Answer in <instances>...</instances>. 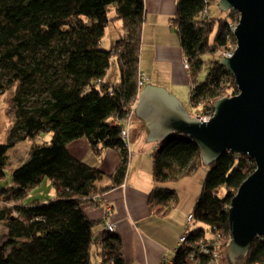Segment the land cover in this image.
I'll return each instance as SVG.
<instances>
[{
    "label": "trees",
    "instance_id": "1",
    "mask_svg": "<svg viewBox=\"0 0 264 264\" xmlns=\"http://www.w3.org/2000/svg\"><path fill=\"white\" fill-rule=\"evenodd\" d=\"M219 0H179L171 27L191 64L193 112L214 110L222 98L237 96L234 77L221 60L229 44H237L230 24L240 16L233 12L212 17ZM115 13L111 17L113 10ZM208 10L206 19L200 18ZM122 23V36L112 49L103 46L105 30ZM145 0H0V96H7L11 123L5 145H0V179L5 178L9 152L17 144L36 141L51 133V143L34 144L29 161L13 171L8 189H0V264H129L123 238L107 229L94 235L98 222L83 210L103 205L100 197L127 180L130 153L121 138V125L139 95V60ZM117 57L121 80L106 81L113 57ZM210 64L204 81L198 75ZM101 81V83H99ZM86 138L100 155L112 149L120 156L116 171L107 178L73 157L70 145ZM154 189L148 205L154 216L166 218L176 208L177 192L163 187L195 174L204 164L198 145L174 134L152 152ZM209 171L194 222L183 236L187 243L177 250L172 264H207L212 256L201 254L198 242L216 232L230 237V205L244 181L256 169L245 155L224 154ZM48 179L55 198L46 203L23 204L30 191ZM189 215V216H190ZM207 226L193 227L194 223ZM210 234V235H209ZM221 264H231L226 249ZM163 263V262H162ZM243 264H264V239L257 238Z\"/></svg>",
    "mask_w": 264,
    "mask_h": 264
},
{
    "label": "water",
    "instance_id": "2",
    "mask_svg": "<svg viewBox=\"0 0 264 264\" xmlns=\"http://www.w3.org/2000/svg\"><path fill=\"white\" fill-rule=\"evenodd\" d=\"M218 6L222 13L240 16L234 55L221 60L235 79L237 96L219 99L204 122L164 89L146 86L136 113L147 122V142L161 144L174 134L187 137L198 145L206 167L231 152L256 162L229 211L228 257L231 264H242L256 239H264V0H219Z\"/></svg>",
    "mask_w": 264,
    "mask_h": 264
},
{
    "label": "crops",
    "instance_id": "3",
    "mask_svg": "<svg viewBox=\"0 0 264 264\" xmlns=\"http://www.w3.org/2000/svg\"><path fill=\"white\" fill-rule=\"evenodd\" d=\"M178 1L145 0L146 24L142 30L143 45L139 63L140 73L145 76V84L144 88L139 91V95L147 88L146 86H151L164 89L180 101L181 98H184L183 93L186 94L189 86H192L191 75L184 68L185 53L181 48V41L179 37L175 36L171 27V18L177 13ZM102 44L106 47V44L103 42ZM107 76H109V71ZM107 76L106 81L108 80ZM120 80V70H117L115 77H112V80L110 78L109 81L116 84ZM138 104L139 99L135 103L133 121L134 118H137L143 123L139 130H135L133 124L135 122L132 121L129 129L128 149L131 159L126 183L120 188L109 189L102 195L100 201L103 202V205L99 208L89 204V208L84 212L92 220L98 222V229L94 235L104 230L105 225H115L117 233L123 238L125 257L129 264H162L163 260H168V256H171V261L173 260V252L178 246L175 249L172 247L178 243V237L180 236V239L185 234L182 232L185 224L176 227L174 239L169 238L167 233V242L161 243L162 245L157 244V241L152 237L150 227L160 217L154 216L148 205V195L154 189L151 177V154L161 144L147 142L150 132L147 122L137 116ZM194 114L192 111L190 115L193 117ZM69 147L73 157L91 167L99 168L107 178L101 182V186H109L111 181L108 178L116 171L120 162L117 152L107 149L100 155H95L86 138L74 141ZM133 148L139 151H132ZM90 151L97 157L93 163H89L85 158V155H88ZM106 209H111V212L107 213ZM187 221L189 220L187 219Z\"/></svg>",
    "mask_w": 264,
    "mask_h": 264
},
{
    "label": "rangeland",
    "instance_id": "4",
    "mask_svg": "<svg viewBox=\"0 0 264 264\" xmlns=\"http://www.w3.org/2000/svg\"><path fill=\"white\" fill-rule=\"evenodd\" d=\"M114 13H115V10H113L110 16L113 17ZM211 15L212 17L222 16L219 6L215 3L212 5ZM121 25L122 24L119 21L113 22L105 30L104 32L105 34L103 36V43L106 44L107 49L109 50L112 49L115 45L114 43L121 38L123 34ZM173 31H174L175 36L178 37L176 31L174 29ZM208 61H209V57L206 56L204 58L205 66L203 70L199 73V75L197 76L198 81L202 82L205 80V77L207 74L206 73L207 68L210 64V62ZM139 63H140V60H139ZM110 66L111 67L109 70V76H107L108 78L107 81H109L110 78L112 80V77H115V73L117 72V70H119L116 56L112 58ZM191 92H192V86H189L187 93L186 94L183 93L184 98L180 99L181 103L183 104V107H185L189 111L190 114L193 111V108H191V97H190ZM7 96L8 95L4 97L0 96V145L6 144L7 139H8L7 135H8V131L10 128L9 126L11 123V119L9 116H7V113H6L8 109V105H6ZM133 122H135L133 123L135 130H139L140 125L143 123L141 120H138L137 118H134ZM51 139H52L51 133H42L39 135L36 141H28V142L17 144V146L13 148L8 154L10 162L5 171L6 172L5 178L0 179V189L1 188L8 189V187L13 185L12 183L13 171L18 169V167L22 166L23 164L29 161V154L31 151V147L34 144L48 145L51 143ZM132 151H139V150L133 148ZM85 158L86 160H88L89 163L91 162L93 163L94 160H97V157L93 155L92 151H90L88 155H85ZM137 158H140V157H137ZM208 171H209V168L204 165L200 169H198V171L195 174H193L190 177H187V179L181 182H178L176 184L167 183L165 184V186H163L164 188L167 187V188H171L175 190L177 192L179 202L176 208L174 209V211L170 215L166 216V218L157 219V221H155V224H153L150 227L151 233L153 234L152 237L155 241H157L156 242L157 244L160 245L161 243L164 244L165 242H167V239H168L167 233L169 235V238L172 237L174 239L176 237V232H175L176 227L178 228V226L181 224H185L182 232L185 233L186 230L188 232L189 226L187 225V222H188L187 219H188L189 214L193 213L194 211L193 208L195 207L196 203L199 201V198H200L199 196L202 192L203 183L205 181V178L207 177ZM55 196H56V192L54 191L52 182L49 181L48 179H45L43 183L41 184V186L32 189L29 195L25 199H23L21 202L23 204H31L33 202L46 203L50 200H53ZM88 208H89V204L83 206V210L85 211H87ZM201 225H204V224L201 222L200 223L195 222L193 227L194 228L201 227ZM204 226H207V225L205 224ZM5 229L6 228L2 224H0V236L4 235L5 232H7V229L6 230ZM97 229L98 227H95L94 232L97 231ZM179 237H178V240H179ZM177 244L172 248L175 249L178 246ZM92 258H93L94 264H99L100 259L98 258L96 249H94L93 251ZM168 260L171 261V256H168Z\"/></svg>",
    "mask_w": 264,
    "mask_h": 264
},
{
    "label": "built area",
    "instance_id": "5",
    "mask_svg": "<svg viewBox=\"0 0 264 264\" xmlns=\"http://www.w3.org/2000/svg\"><path fill=\"white\" fill-rule=\"evenodd\" d=\"M210 0H206V3H209ZM208 15V10H204L203 13L201 14L200 18L202 19H206ZM237 24H230L229 27H231V29L233 30V33L236 31L237 29ZM236 46L229 44L226 51L223 54V58H230L234 55ZM184 68L185 70L190 74L191 72V64L188 61V58L185 56L184 58ZM191 75V74H190ZM139 79H138V88L139 91L144 88V84H145V76H143L142 73H140L139 71ZM99 83H101V81H99ZM135 104L131 106L130 112L128 113V116L122 120V121H117L118 125H121V138L123 140V142H125V144H127L128 147V143H129V139H130V133H129V129L131 127V124L133 123V117L135 114ZM215 110L213 111H208L206 114L203 112H197L193 115V117L196 119H199L201 121L207 122L209 119H211V117L214 115ZM107 213L111 212V209H106ZM188 225H192L194 220V217L192 215H190L188 217ZM115 225L111 224V225H107V229L111 232L115 229ZM187 240L185 236H182L179 239V245L178 247L175 249V251L173 252V255L175 256L177 250L179 249V247H181L183 244H186ZM230 237L227 239L225 238L224 233L221 232H216L210 239L208 238H202L201 241L198 242V247L200 248V253L201 254H206V255H210L212 256L211 261L207 264H221L222 259L224 258V256L226 255V249L228 251L229 246H230ZM162 264H172V261L169 260H163ZM191 264H195L194 260H192Z\"/></svg>",
    "mask_w": 264,
    "mask_h": 264
}]
</instances>
